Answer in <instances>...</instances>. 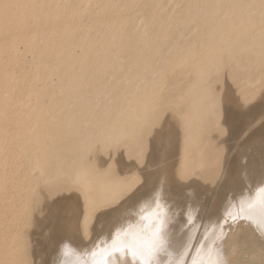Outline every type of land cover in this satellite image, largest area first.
<instances>
[{"label": "bare ground", "instance_id": "obj_1", "mask_svg": "<svg viewBox=\"0 0 264 264\" xmlns=\"http://www.w3.org/2000/svg\"><path fill=\"white\" fill-rule=\"evenodd\" d=\"M224 96L252 100L251 125L235 103L223 122ZM262 115L264 0H19L0 12V264H93L158 212L165 264L189 245L186 264H262Z\"/></svg>", "mask_w": 264, "mask_h": 264}, {"label": "snow or ice", "instance_id": "obj_2", "mask_svg": "<svg viewBox=\"0 0 264 264\" xmlns=\"http://www.w3.org/2000/svg\"><path fill=\"white\" fill-rule=\"evenodd\" d=\"M235 103L237 105V108L239 111L235 114V119L237 126L244 127L245 124L251 125L252 119L249 117V113L251 111L250 105L252 104V100L248 96H241L238 100L233 101L232 98L224 96L220 100V109H221V119L224 123L229 122V114L228 112L223 108L226 104H232ZM158 125L153 126V131L151 133L152 139H155L156 135L158 134H164L165 128L164 124L167 121V113L162 112L160 116L158 117ZM260 127L261 129H264V115L261 117L260 121ZM171 135V133H168ZM252 133L246 132L245 133V139L250 138ZM262 135V151L261 155L262 158H264V131L261 133ZM186 178V173L181 168L178 170L176 174V179L178 180H184ZM137 190L134 188H129L126 190L122 195L127 196L129 199L136 195ZM86 199V208L89 212H95L99 210L100 206H97L93 204L92 202ZM159 199V198H158ZM161 205L158 203L157 208L159 209ZM109 211L113 213H118L119 208L118 207H111L108 209ZM256 211V205L255 203L249 204L247 206V209L243 205L240 207V212L236 215H233L232 213H228V216H232L233 220H236L238 216L243 215L245 212L247 214L253 215ZM260 216L262 219V222H264V200L260 201ZM87 217L85 219L86 223ZM227 219L224 220V223H227ZM155 230L151 231L149 230L146 237L140 241V242H132V243H126L121 238V231L122 229H117L115 233L112 235L111 242L108 243L105 241V244L103 246V251L99 253L103 259L101 260H95L93 264H114V262L110 259V257L115 256L116 254H119L121 256L130 255L132 259V264H165V262L160 261L157 259L158 256L166 252V233L165 228L168 223V220L166 218V215L162 212H158L155 219ZM191 223V221H190ZM100 245H98L99 247ZM186 246L185 250L181 253V259L176 261V264H186V261L183 259V256L188 255ZM199 253V250H197ZM93 256L97 255V253L94 251L92 253ZM209 256H211V251L209 252ZM192 264H230V262L225 260H217V259H209L207 261H201L196 258H193ZM264 264V262H262Z\"/></svg>", "mask_w": 264, "mask_h": 264}, {"label": "rangeland", "instance_id": "obj_3", "mask_svg": "<svg viewBox=\"0 0 264 264\" xmlns=\"http://www.w3.org/2000/svg\"><path fill=\"white\" fill-rule=\"evenodd\" d=\"M18 1L19 0H0V12H2L3 16L6 15V12L16 9V3ZM176 6H177V9H180V10H182L184 7L183 4H180V3H178ZM174 32H175V35L173 36L172 41L176 42V41L182 40V38L185 36L191 35L194 32V30L191 29L187 31V30H184L178 27L176 30H174ZM6 121H7L6 119H3V123Z\"/></svg>", "mask_w": 264, "mask_h": 264}]
</instances>
